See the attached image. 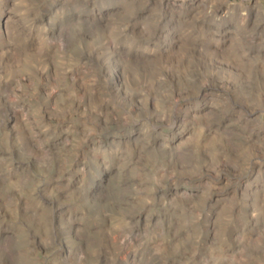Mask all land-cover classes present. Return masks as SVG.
Segmentation results:
<instances>
[{"label":"rangeland","instance_id":"obj_1","mask_svg":"<svg viewBox=\"0 0 264 264\" xmlns=\"http://www.w3.org/2000/svg\"><path fill=\"white\" fill-rule=\"evenodd\" d=\"M0 264H264V0H0Z\"/></svg>","mask_w":264,"mask_h":264}]
</instances>
